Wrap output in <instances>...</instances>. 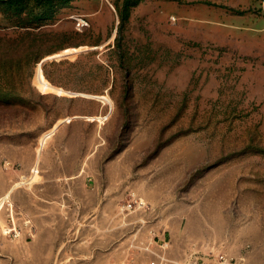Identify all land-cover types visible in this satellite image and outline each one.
<instances>
[{
	"label": "rangeland",
	"instance_id": "374dc122",
	"mask_svg": "<svg viewBox=\"0 0 264 264\" xmlns=\"http://www.w3.org/2000/svg\"><path fill=\"white\" fill-rule=\"evenodd\" d=\"M186 1L0 0V240L44 234L4 264H264V37Z\"/></svg>",
	"mask_w": 264,
	"mask_h": 264
},
{
	"label": "crops",
	"instance_id": "0c3cea01",
	"mask_svg": "<svg viewBox=\"0 0 264 264\" xmlns=\"http://www.w3.org/2000/svg\"><path fill=\"white\" fill-rule=\"evenodd\" d=\"M189 1H186V5L189 4ZM201 6V8L195 10V15L193 9L188 8L181 13H185L184 15L187 17H195L205 21H199L196 25L200 29L209 31V35H205L207 38L217 28L228 29L230 34L235 37H240V35L244 37H264V4L260 2L258 5L257 0H212V3L208 2V6H204L203 3H201ZM211 7H214V9H211ZM204 12L208 14L205 16ZM218 23L224 24L225 27L218 25ZM35 231L37 232V227ZM42 232L43 225L41 224L36 238L30 242L23 241L25 244L21 246L9 239L0 240V264L43 263L42 258L38 255V253L44 251V234ZM10 248H13V250H10Z\"/></svg>",
	"mask_w": 264,
	"mask_h": 264
},
{
	"label": "built area",
	"instance_id": "2783aa9c",
	"mask_svg": "<svg viewBox=\"0 0 264 264\" xmlns=\"http://www.w3.org/2000/svg\"><path fill=\"white\" fill-rule=\"evenodd\" d=\"M146 206L141 198L132 199L125 207L127 209H140ZM35 225L32 219L23 211H15V213L9 212L8 217L2 227V233L11 239L27 238L32 236ZM224 258V256L222 257ZM196 264H212L206 260H202V263ZM220 264H229L228 260L225 258Z\"/></svg>",
	"mask_w": 264,
	"mask_h": 264
},
{
	"label": "bare ground",
	"instance_id": "6f19581e",
	"mask_svg": "<svg viewBox=\"0 0 264 264\" xmlns=\"http://www.w3.org/2000/svg\"><path fill=\"white\" fill-rule=\"evenodd\" d=\"M18 183H19V182H18ZM18 183H17V184H18ZM17 184H14L13 186H11V187L7 190V192H6L5 196H4V198H3L2 201L0 202V209H1L2 206H3V202H4L5 200H7V199L10 198V196H11V194H12L14 188L17 186Z\"/></svg>",
	"mask_w": 264,
	"mask_h": 264
}]
</instances>
